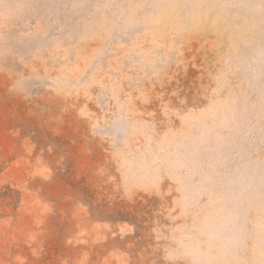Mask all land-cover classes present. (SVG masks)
Returning <instances> with one entry per match:
<instances>
[{"label":"rangeland","instance_id":"374dc122","mask_svg":"<svg viewBox=\"0 0 264 264\" xmlns=\"http://www.w3.org/2000/svg\"><path fill=\"white\" fill-rule=\"evenodd\" d=\"M0 264H264V0H0Z\"/></svg>","mask_w":264,"mask_h":264}]
</instances>
